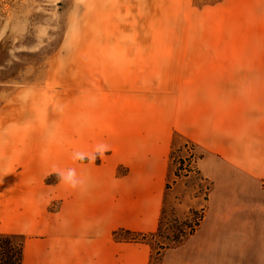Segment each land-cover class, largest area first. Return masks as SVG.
I'll list each match as a JSON object with an SVG mask.
<instances>
[{
	"label": "crops",
	"instance_id": "0c3cea01",
	"mask_svg": "<svg viewBox=\"0 0 264 264\" xmlns=\"http://www.w3.org/2000/svg\"><path fill=\"white\" fill-rule=\"evenodd\" d=\"M232 4L242 6L236 31L228 21L237 43H223L207 76L176 84L168 73L150 76L144 61L135 75L127 61L123 73L105 76L104 92L89 94L79 109V152L104 145L107 156L121 150L118 160L56 161L79 181L61 178L59 189L45 183L58 171L54 160H0V233L24 238L22 264H150L148 242H119L112 232L157 228L175 134L203 149L198 169L210 187L198 225L156 264H264V0Z\"/></svg>",
	"mask_w": 264,
	"mask_h": 264
},
{
	"label": "rangeland",
	"instance_id": "374dc122",
	"mask_svg": "<svg viewBox=\"0 0 264 264\" xmlns=\"http://www.w3.org/2000/svg\"><path fill=\"white\" fill-rule=\"evenodd\" d=\"M236 1L0 0V160H54L58 171L45 183L59 189L56 161L78 160L79 109L91 103L89 94L104 92L107 75L123 73L127 61L135 75L146 71L134 65L144 61L150 76L168 73L176 84L177 77L207 76L206 66L222 59L223 43H237L227 36L229 17L231 30L238 28L242 6L232 4ZM116 151L111 157L106 150L93 162L118 160L121 150ZM203 153L197 143L173 135L157 228L148 233L119 228L112 237L148 242L150 264L162 250L177 246L176 237H188L203 216L210 187L198 169ZM125 172L119 165L118 175ZM55 195L49 211L60 207V193Z\"/></svg>",
	"mask_w": 264,
	"mask_h": 264
},
{
	"label": "trees",
	"instance_id": "16d2710c",
	"mask_svg": "<svg viewBox=\"0 0 264 264\" xmlns=\"http://www.w3.org/2000/svg\"><path fill=\"white\" fill-rule=\"evenodd\" d=\"M124 231V230H119ZM119 231H115L114 237L118 240L121 238L117 237ZM193 231L190 228V232L187 233L189 235ZM128 232V231H127ZM130 233V232H129ZM19 236L16 235H8L0 233V264H22V246L23 242L21 240H16ZM187 236L182 238H175V241L172 245L182 243Z\"/></svg>",
	"mask_w": 264,
	"mask_h": 264
},
{
	"label": "clouds",
	"instance_id": "9594fccd",
	"mask_svg": "<svg viewBox=\"0 0 264 264\" xmlns=\"http://www.w3.org/2000/svg\"><path fill=\"white\" fill-rule=\"evenodd\" d=\"M106 150V146L98 145L94 154L87 158L94 161L98 155L103 154V152ZM75 158L78 160H84L86 157L84 154L77 153ZM60 175L61 178L71 187H76V185L79 183V181L76 179V172L74 169H68L66 173H61Z\"/></svg>",
	"mask_w": 264,
	"mask_h": 264
}]
</instances>
